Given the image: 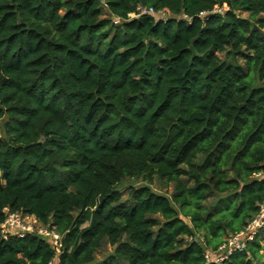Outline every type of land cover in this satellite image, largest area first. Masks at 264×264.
Wrapping results in <instances>:
<instances>
[{"label":"trees","instance_id":"16d2710c","mask_svg":"<svg viewBox=\"0 0 264 264\" xmlns=\"http://www.w3.org/2000/svg\"><path fill=\"white\" fill-rule=\"evenodd\" d=\"M263 29L264 0H0V224L53 230L54 264H205L264 202ZM55 254L0 236V264Z\"/></svg>","mask_w":264,"mask_h":264},{"label":"built area","instance_id":"2783aa9c","mask_svg":"<svg viewBox=\"0 0 264 264\" xmlns=\"http://www.w3.org/2000/svg\"><path fill=\"white\" fill-rule=\"evenodd\" d=\"M139 15H151L156 18H164V14L161 11L155 12L152 8L138 7L136 13L130 14L129 18L138 17ZM114 25L119 24V19L111 18ZM5 212L4 221L0 224V236L6 239L9 235H16L19 238H23L27 235L36 234L41 237H49L55 247L56 253L59 254L60 240L58 244H55L57 234L53 230H48L46 227L40 226L36 219L31 215H21L17 212H9L7 209ZM28 216H31V220H27ZM38 224V225H37ZM264 232V202L259 206L258 212L247 224V226L240 232L230 235L224 240L223 244L215 251H206L203 255L205 264H221L228 259L229 256L236 252H243L246 250L247 245L254 238L261 235ZM59 237V236H58ZM60 238V237H59ZM59 245V248L58 246ZM49 264H54L53 260Z\"/></svg>","mask_w":264,"mask_h":264},{"label":"rangeland","instance_id":"374dc122","mask_svg":"<svg viewBox=\"0 0 264 264\" xmlns=\"http://www.w3.org/2000/svg\"><path fill=\"white\" fill-rule=\"evenodd\" d=\"M101 4L102 6H104V0H101ZM227 8L224 6L223 8H215V10L213 11L214 13H220V14H223V12L226 10ZM236 14L238 16H240L241 18H247V14L246 13H238L236 12ZM156 19H160V18H156ZM114 25V24H113ZM117 26V25H115ZM264 31V29H263ZM140 182V181H139ZM151 187L157 191L158 193H161V194H168L170 195V193L172 192V187L171 186H168V187H164V186H161V184H159L158 182H154L153 184H151ZM121 190V189H120ZM121 194H125V191L124 189L120 191ZM126 195H124L122 198H125ZM31 216H28V221L31 220ZM38 225V224H37ZM228 237H226L225 239H227ZM60 238L57 236L56 240H55V244L59 242ZM58 248H59V245H57ZM60 249V248H59ZM112 251V248L110 247H105L102 251H100V253L96 256V259L97 261H100L105 255H107L109 252ZM58 256V253L55 254V258L53 260V263L54 261L56 260V257Z\"/></svg>","mask_w":264,"mask_h":264},{"label":"clouds","instance_id":"9594fccd","mask_svg":"<svg viewBox=\"0 0 264 264\" xmlns=\"http://www.w3.org/2000/svg\"><path fill=\"white\" fill-rule=\"evenodd\" d=\"M54 260V259H53Z\"/></svg>","mask_w":264,"mask_h":264}]
</instances>
